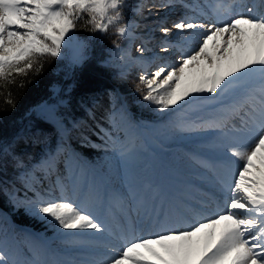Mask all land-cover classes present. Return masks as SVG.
<instances>
[{"label":"snow or ice","instance_id":"6c2138e0","mask_svg":"<svg viewBox=\"0 0 264 264\" xmlns=\"http://www.w3.org/2000/svg\"><path fill=\"white\" fill-rule=\"evenodd\" d=\"M127 6V0H0V78L26 73L39 58L60 57L80 20L90 32L115 26L119 38L133 35V26L123 22ZM204 7L207 23L186 18L173 25L176 33L199 37L196 45L175 64L142 73L136 90L161 112L192 102L219 106L207 119L178 127L218 133L220 159L231 166L227 178L216 180L220 197L161 208L147 234L137 236L146 229L134 222L107 227L57 179L55 192H37L26 211L78 234L80 246L102 250L83 264H264V0H207ZM160 31L175 34L168 27ZM138 51L142 56L145 49ZM186 214L193 222L185 226ZM89 231L100 235L88 238ZM0 264L19 262L7 261L0 250Z\"/></svg>","mask_w":264,"mask_h":264},{"label":"rangeland","instance_id":"374dc122","mask_svg":"<svg viewBox=\"0 0 264 264\" xmlns=\"http://www.w3.org/2000/svg\"><path fill=\"white\" fill-rule=\"evenodd\" d=\"M127 4L128 6L122 10L124 15L123 22L133 26V35L123 39L119 38L115 34V26H110L107 33L102 34L99 32H90L88 30L89 35H87V30H84L83 34H85V36H97L95 41H99V43H96V47L91 49H96V53L100 56L96 61L97 65L109 67L113 69L115 73L127 77L128 81L133 83L134 80L139 81V76L142 72H145L146 68L151 70L152 66L156 69L160 66L159 62H152L151 65L142 66V72H138L136 66L132 67V59L136 56H141L138 51L141 47L140 44L147 43L149 37L164 34L160 30H155L158 27H166L171 23L173 24V22L176 23L173 18L180 19L178 17L179 15H175L174 13H171V18H168L169 16L164 18L163 15L158 12L148 13L144 0H127ZM165 13L167 12L163 14ZM168 20L173 22L169 21L164 24ZM153 22L157 23L158 27ZM152 27L154 28L151 29ZM169 28L172 27L169 26ZM143 33H146L148 37H146L145 34L143 35ZM189 35L192 34L179 36L182 42L183 40L186 41L184 52H188V50L193 48L196 45L195 42L199 39V37H196L194 34L192 36ZM76 36L75 29L71 34V39L64 46L62 55L60 56L70 65L72 70L75 69L76 66H80L91 51L89 46L79 41ZM105 36L111 41L107 45L106 43L101 44ZM120 40H122L123 43H121ZM140 41L142 42L139 43ZM157 41L163 40L158 39ZM115 43L120 45L118 50L123 53L124 61L127 65H115L112 61L111 56L114 50L117 49L114 46ZM181 47L182 46H180V48ZM160 48L152 52H157L159 50L158 54L164 55L165 52ZM169 63L170 62L163 65H169ZM137 84L138 83L135 85L137 86ZM141 87L143 86L141 85ZM132 88L131 93L136 95L134 99L132 98V103L136 105L140 104L144 113H142V116L137 117L139 119H135L123 109L117 110L116 114L112 116V122L114 124L113 130L115 128L121 129L123 132L122 139L118 140V143L112 142V144H115L114 147H116L113 151H110V153H102L98 157H95L94 162H92L93 166H95L96 169L101 172V175L108 180L107 183L114 185L112 188L114 196H110L108 193L105 194L101 200L88 198L86 196L87 188L77 189L76 182L70 184L72 191L70 193L68 192V194L72 196L73 199L78 197L80 201L84 202L86 207L90 208L93 206L90 208L93 214L99 217L101 222L109 228L116 229L120 225L133 222L138 228H145V232H137V236H139L147 234L148 225L151 220L155 218L159 206H162L160 198H162L163 195L169 197L172 194V197H174V195H176L175 193H179L181 196V199L176 198L178 201L173 199V203L168 199L163 206L166 211L167 207L171 204L172 209H175L180 207V205L181 207L196 205L213 194H215L216 197H220L216 180L220 177L227 178L230 174L229 170L231 166L220 159L222 149L217 146L221 143L218 133L212 130L184 131L178 127V125L182 124L191 126L193 122L207 119L215 114L219 107L218 105L192 102L190 105H186L182 108L164 110L161 112L157 111L154 105L143 101L141 99V93L137 92L136 87ZM146 119H151L149 121L152 122V124H148L146 127L147 129H144L145 127L140 126L143 124L138 121H145ZM147 138H159L162 144L168 145L164 148L156 139L154 143L148 146L146 144ZM173 142L176 143L173 144ZM146 148L152 150L155 160L161 162V167L157 168L155 172L162 176L161 178L159 177V179H161L160 189L162 192L156 190L153 192H142L139 190L137 193L133 194L132 191L134 190V186L140 185L137 182L131 184V186L125 183L123 188H118V184L120 183V185H122L123 180L129 179L128 177L131 178V175L134 177L145 176L152 185H157L158 182H156L155 179H151L153 171L146 166V164L149 165L151 162L149 155L145 152L147 151ZM183 151L186 152L183 153ZM24 152H27V150H24L23 153ZM144 152L146 153L145 156H143ZM198 161H206L211 167H202ZM55 164H58V161H56ZM72 165V161L69 160L67 162L68 172H71ZM49 167L51 168V162L46 159L42 160L37 167L33 166L32 169H29L33 171H29V175H27V171L25 170L20 172L21 178L25 177L26 182L31 185V187L34 186V183L37 184V186L33 187V190L36 191L34 196L25 199L12 195L16 208L22 207L25 212L36 217L42 224V233L48 236H42L38 233L39 242H31L27 245L29 255L24 258L22 257L24 253L23 245L26 243V240L29 239V233L32 231L22 229V232H17L15 234L17 242L14 243H12L11 240H0V250L4 251L10 261H17L19 264H83L84 261L91 260L94 257L99 258L97 254L102 250L92 246H80L77 240L78 234L74 235L59 230L54 226V223H49L41 215H34L30 211H26V208L32 207L28 202L37 199V192L41 195L55 192V182L52 179ZM91 170L92 173L94 172L93 174L95 176L101 178L100 174L96 173L93 169ZM55 172L56 169L54 170V173ZM45 180L46 183L43 185ZM174 188H176V190ZM122 193H125V195ZM131 202L134 204L131 205ZM220 202L222 203V197L220 198ZM214 207L215 206L212 205V207L206 209L205 214H210L211 211L214 210ZM139 211L144 212L139 216ZM186 215H188V218L185 222V226L187 223L193 222L190 214ZM146 222H149V224L146 225ZM2 231L3 228L0 224V232ZM99 235L100 234L91 231L85 233V236L88 238ZM49 249L51 250L49 251ZM42 256H45V261L42 260Z\"/></svg>","mask_w":264,"mask_h":264},{"label":"trees","instance_id":"16d2710c","mask_svg":"<svg viewBox=\"0 0 264 264\" xmlns=\"http://www.w3.org/2000/svg\"><path fill=\"white\" fill-rule=\"evenodd\" d=\"M84 30L89 35L85 20L78 21L76 38L94 49L99 43L95 41L97 36H85ZM109 42L105 36L101 44ZM87 56L73 70L62 57L45 56L26 73L14 72L0 78V215L15 225L42 232L41 222L16 208L8 193L15 190L27 195L20 172L28 171L40 157L51 156L58 138L67 151V159L73 152L76 167L84 169L88 164L96 168L92 164L95 157L110 153L106 148L109 120L117 104L122 103L138 117L144 113L140 104L132 103L136 96L131 93L132 87H137L138 81L132 83L113 69L97 65L100 56L96 49ZM64 168V164L58 166L63 180H70L63 177ZM5 221L0 217V224L10 227Z\"/></svg>","mask_w":264,"mask_h":264},{"label":"bare ground","instance_id":"6f19581e","mask_svg":"<svg viewBox=\"0 0 264 264\" xmlns=\"http://www.w3.org/2000/svg\"><path fill=\"white\" fill-rule=\"evenodd\" d=\"M206 2H207V0H200V3L201 4H206ZM151 7H150V9H149V11H150V13L151 12H154V13H161L162 15H163V17L165 18V17H167V16H169L168 18H171L172 16H171V13H174L175 11H176V9L175 8H169V7H160L159 9H156L154 6L155 5H150ZM191 10H194V11H196L197 12V14H195V15H193V14H191V16L192 17H188V16H186V14H183V13H179V14H176V15H179L178 17H179V19L180 20H178V18H173V20H175L176 21V23L179 21H181V20H184V19H186V18H194V22H197V23H201V22H206L207 23V19H206V17L204 16V15H202L201 13L202 12H204V11H207V9H204V8H202L201 6H198L197 8H196V10L195 9H193V8H191L190 9V11ZM201 11V12H200ZM164 12H167V13H165V14H163ZM192 12V11H191ZM146 14V13H145ZM198 15H201V18L203 17V19H204V21L198 16ZM152 21V20H151ZM168 21H171V20H168ZM153 23H155V22H153ZM146 24V23H145ZM156 24V26L158 27V24L157 23H155ZM168 26V28H169V26L170 25H167ZM166 26V27H167ZM172 28H170V29H174L173 28V26H171ZM145 28H146V26H145ZM154 27H152L151 29H153ZM158 29V28H157ZM160 29V28H159ZM133 30V29H132ZM147 30V29H146ZM154 31V30H153ZM197 31H200V30H197ZM149 32H151V31H149ZM175 32H176V30H175ZM185 33H188V34H192L193 35V33H191V32H184V33H179V34H182V35H188V34H185ZM145 34V36L146 37H148V35L146 34V33H143V35ZM171 34H169L168 36H170ZM192 35H189V36H192ZM144 36V37H145ZM146 41V40H145ZM147 41H148V39H147ZM142 41H140L139 43H141ZM141 46H143L144 47V49H145V51H144V54L142 55V56H136V57H134L132 60H133V62H135V65H138V64H148L150 61H152V60H155V61H159V63H161V64H163L162 62H164L165 60L166 61H168V57H171L172 56V54H174L175 53V49H170V48H168V51L167 52H165L164 53V57L163 56H160V55H158V54H156V53H154L153 52V54H152V52H150L149 53V49H148V45L146 44V42H145V44L144 43H141L140 44ZM150 45V44H149ZM151 48H152V51L154 50H157L158 48H160V45L159 44H156V41L155 40H153V45L151 46ZM137 52V51H136ZM159 52V50L157 51V53ZM120 57H123V60H121V58ZM111 58H112V61L115 63V65H127V63L124 61V55H123V53H121L118 49H116V50H114V53L112 54V56H111ZM164 60V61H163ZM127 61H129V60H127ZM131 66V65H130ZM160 66H162V65H160ZM128 67H129V65H128ZM156 70V68L155 69H153L152 70V72L153 71H155Z\"/></svg>","mask_w":264,"mask_h":264}]
</instances>
